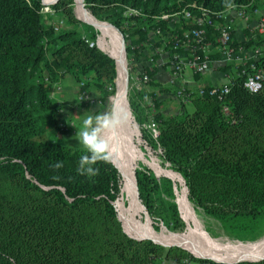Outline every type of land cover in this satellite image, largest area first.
I'll return each instance as SVG.
<instances>
[{"label":"trees","instance_id":"1","mask_svg":"<svg viewBox=\"0 0 264 264\" xmlns=\"http://www.w3.org/2000/svg\"><path fill=\"white\" fill-rule=\"evenodd\" d=\"M250 2L83 0L97 22L123 35L127 57L151 65L139 79L158 135L154 139L144 129L141 133L158 152L160 166L180 175L188 201L238 242L264 236V82L258 92L251 93L243 87L239 68L226 66L220 71L231 75L224 98L229 117L222 115L216 95L209 94L210 84L199 87L200 97L197 90L193 92L192 104L209 103L212 109L188 113L182 108L175 116L165 115L159 98L174 95L176 89L155 80L157 50L189 56V50H173V46L176 38L181 41L183 33L194 29L203 30L205 41L213 46L211 60L219 58L218 44L212 26L184 22L170 27L166 21L154 20L190 9L193 3L219 12ZM72 4V0H57L50 6L72 24L55 30L47 21L50 14L41 13V0H0V264H264V260H198L177 247L128 237L114 207L123 187L117 168L110 160L101 161L94 165L98 175L78 174L84 150L46 137L47 128L68 133L61 109L51 99L57 82L71 77L78 92L88 99L97 96L99 104L114 93L115 61L89 46L86 40L95 42L98 33L77 20ZM128 10L140 14L125 16ZM213 21L214 26L221 22ZM260 43L245 40L241 45L249 48ZM258 67L264 70V57ZM201 77L193 74L195 81ZM87 100L80 106L89 107ZM134 118L139 125L149 119L138 114ZM57 162L63 166L56 168ZM134 173L138 200L149 218L169 230H183L175 195L178 182L156 177L142 165Z\"/></svg>","mask_w":264,"mask_h":264},{"label":"built area","instance_id":"2","mask_svg":"<svg viewBox=\"0 0 264 264\" xmlns=\"http://www.w3.org/2000/svg\"><path fill=\"white\" fill-rule=\"evenodd\" d=\"M43 15H53L54 11L50 8L52 0L48 3L41 0ZM136 10H128L125 16H139ZM213 19L221 21L218 25H212ZM154 21H166L170 27L177 23L190 22L199 27L212 26L216 34V42L218 44L217 53L219 58L211 60L209 58L213 46L210 42L205 41L204 31L201 29H194L183 33L182 40L176 38L173 50L185 48L189 50V56L170 54L162 49L157 50L159 59L156 63L161 61L162 70H167L169 73L168 83L175 87L176 93L171 95L174 99L178 100L181 104V109L186 105L192 104L193 92L188 87L184 77L189 71L192 75L198 74L205 76L213 73H220L227 82L222 86H212L210 95H216L221 104V113L225 117H229L230 110L224 102L225 96L229 92V83L231 75L229 73L221 72L220 69L231 66L232 68H239V77L243 78V87L251 93H256L262 88L264 82V70L258 67L260 58L264 57V0H252L248 5L238 6L233 5L223 11L215 12L207 8H203L193 3L190 9H184L171 15H162L156 17ZM241 23L245 34L240 39L235 37V30L237 25ZM58 26L57 28H60ZM54 28L55 30L57 29ZM247 40H260L259 46H252L249 48L241 45L242 42ZM90 47H98L99 39L95 42L86 40ZM236 42L237 46L233 47L232 42ZM200 54L197 56L196 54ZM168 62L167 69L164 68V63ZM147 67H150V63ZM143 75V72L142 74ZM143 81L146 82L147 78L144 76ZM142 84V81H141ZM78 87L76 91L78 92ZM201 89H197V96H202ZM81 100H87L88 97L84 92H78ZM182 111V110H181ZM179 114V113H177ZM154 126L155 124L151 122Z\"/></svg>","mask_w":264,"mask_h":264},{"label":"rangeland","instance_id":"3","mask_svg":"<svg viewBox=\"0 0 264 264\" xmlns=\"http://www.w3.org/2000/svg\"><path fill=\"white\" fill-rule=\"evenodd\" d=\"M72 1H73L72 9H73L74 16L77 19L80 18V20L79 19L78 20L81 23L93 27L94 30L98 33L97 38L99 39V35H100V39L103 38L102 40L104 41L105 46H107V49L109 50V52H111V54H113L114 51H113L112 45L110 44L111 42H110L109 38L105 37L102 34V32L100 31V27H105L106 29L111 31L114 35H116V34L112 31V29H110L106 25L100 24V26H98V27L95 25H92L90 20L93 17L88 12V10H86L84 4L81 3V6H82V8H81L80 4L76 3L75 0H72ZM56 2H57V0H52V4H55ZM78 2H80V1H78ZM83 9L87 15L83 12ZM78 11H82L84 13V15L88 18V21L87 20H86V22L83 21V19L79 16ZM47 19H48L47 21L53 27L61 26L60 27L61 29H67V28H71V26H72V24H70L67 21V18L63 15H60L59 13H55L53 15H50V17H48ZM92 20L95 21V19H92ZM131 23L132 22H130V24ZM115 32L118 34L116 36L118 38H121V40H122V46L123 47H121V49L124 50V53H125V60H126L125 61V68H126V73H127V76H126V100H127L128 109H129V112L131 115L133 125L135 126L137 133H138V137H137V139H135V143H136V146L138 147V150H140V153L142 156V159L136 163L134 170L136 168H138L139 165H142V166L146 167L147 169H149L151 172H154L153 168L150 167V165H151V166H158L163 171H169V172L176 174L172 170H169L167 168H163L160 166V164L158 162L159 159L157 156L158 152L154 151V149L151 148L146 143V141L143 139L142 133H141V130L144 129L154 139H156L157 135H158V129H157L156 125L153 126L151 123L152 122L151 121L152 113L145 108L146 105L150 104V103H148V100L143 95V87H142L141 81L139 79L140 74H142L144 68H146L149 65L148 64L149 62L144 61L142 59H136L134 57H127L126 43H125L124 37L119 31L116 30ZM84 37H87L86 34H84ZM153 41H155V39ZM106 53H108V52H106ZM113 56H114V54H113ZM116 62H117V60H116ZM161 66H162L161 61H159L157 70L162 75L163 70H162ZM117 68H118V62H117ZM164 74L166 76H168L167 72H165ZM117 75H118V72H117ZM218 76L208 74V75L202 76L199 81H195L193 76L191 75V73L189 71H187V74L185 75L184 80L187 83L190 90L192 92H194L196 90L195 87H201L202 85H205V84L206 85L207 84H214V83L220 84L222 79H219ZM158 79L160 80L161 83L166 81V80L162 79L161 76H159ZM42 80H43V82H45V74L43 75ZM116 81H117V77L115 79L114 93L110 96H107L104 103H101V104L97 103L98 97L95 95H90L89 96L90 98L87 100L89 102L90 106L87 108H83L80 106V103L83 102V100H81L80 96L76 93L77 84L75 83V81L71 77L68 76V77L62 79L61 81L57 82L55 84L54 91L51 94V99L53 100V103L58 104V107L61 109V112L64 116L66 129H68V133L67 134L54 133V131L51 128H47L46 129V137L47 138L52 137L56 143L68 146L70 148L83 149L82 146L79 144V141L75 137L76 131L79 129V126H80L82 120L86 117V115L89 114V112L92 114H95L97 112H106V110L111 107L112 99L116 93ZM166 84H169L168 80L166 81ZM105 95H107V93H105ZM161 101L163 102L162 108L164 109V111L167 110L165 112V114L167 116H175L176 115L175 113H180L181 104L179 103L178 100L174 99L172 96L166 97L163 95L161 98ZM133 107L135 108L136 113L134 112ZM210 109H212V105L210 106L209 103L206 104L204 102H196L195 104L186 105L184 107V111L188 112V113H191L194 110L209 111ZM135 114H138L141 119H143L144 116L148 117L149 119L148 120L143 119V124L139 125L134 118ZM72 124H75L77 126V129L75 127H73ZM181 181H183V179ZM122 183L123 182H122V178H121V184ZM183 183H184V181L183 182L179 181V183H176L175 195H177L176 196L177 207H178V203H177L178 196L181 195L182 192H184V193L186 192V195H187V190H186L185 184H183ZM122 188H121V193H122ZM119 201H121L125 204L127 203L126 197L123 193L114 202L115 209H116V203ZM189 204L191 205V207L194 209V211L196 213L198 223L200 224L201 228L206 232V234H208V236H210L213 239L224 238V239H227L231 242L236 241L233 238H230L225 233V231L223 230V228L221 227L219 222H217L212 217L206 215L202 210L195 208L190 202H189ZM178 212H179V217L183 218V216L180 213L179 207H178ZM145 213L147 214L146 211H145ZM147 216H148V214H147ZM148 218H149V216H148ZM149 220L152 224L151 225L152 229L158 233L165 231V232H169L171 234H178V233H183L186 230V222L184 219H183L184 221L182 220L183 223L185 222L184 223V229L178 230V231L169 230L165 226H163L161 223H154L150 218H149ZM187 253L194 259L212 261L209 259L196 258L193 255H191L189 252H187ZM212 262H214V261H212Z\"/></svg>","mask_w":264,"mask_h":264},{"label":"bare ground","instance_id":"4","mask_svg":"<svg viewBox=\"0 0 264 264\" xmlns=\"http://www.w3.org/2000/svg\"><path fill=\"white\" fill-rule=\"evenodd\" d=\"M50 1L51 0H44L46 3ZM78 1L75 0V2L81 6V0ZM83 12L78 11V14L83 21L86 22V20L88 21V18L84 15L85 12ZM92 19H89L92 25L97 27L100 26V24L108 26L106 23L97 22ZM108 27L118 35L114 28L110 27V25ZM100 31L105 37L109 38L114 51V56L109 52L107 46H105V43L102 40L103 38L100 39L99 35L100 48H102L104 52H108L118 62L116 93L112 99V104H120L129 111L126 100V60L124 50L121 49V47H123L122 40L105 27H100ZM111 137V144L114 150L111 153L110 160L121 175L123 182L122 193L125 195L127 202L126 204L121 201L117 202L116 212L122 228L128 236L133 238H146L164 246H178L185 249V251L189 252L196 258L209 259L218 262L231 263L241 260L254 261L264 258V239L260 240V243L252 245L250 243L245 244L238 241L231 242L224 238L213 239L208 236L198 223L196 213L187 200L186 192H182L177 200L180 213L186 222L185 232L178 234H171L165 231L160 233L155 232L152 229V224L137 196L134 168L136 163L142 159V156L135 143L138 133L133 125L131 115L126 123L111 133ZM150 167L153 168L154 173L158 177L168 176L175 182H182L177 174L163 171L158 166L150 165Z\"/></svg>","mask_w":264,"mask_h":264},{"label":"clouds","instance_id":"5","mask_svg":"<svg viewBox=\"0 0 264 264\" xmlns=\"http://www.w3.org/2000/svg\"><path fill=\"white\" fill-rule=\"evenodd\" d=\"M130 112L123 106L113 103L106 112H97L88 115L82 120L75 137L83 148L77 168L78 174L89 177L99 174L94 167L98 162H108L114 150L111 144V133L126 123ZM73 127L77 129L75 124ZM62 162H57L56 168H61Z\"/></svg>","mask_w":264,"mask_h":264},{"label":"crops","instance_id":"6","mask_svg":"<svg viewBox=\"0 0 264 264\" xmlns=\"http://www.w3.org/2000/svg\"><path fill=\"white\" fill-rule=\"evenodd\" d=\"M243 34H245V30L243 29V25L241 24V23H239L238 25H237V28H236V30H235V37L237 38V39H240V37L243 35ZM165 72H167L168 73V71L167 70H164L163 71V74L161 75L160 74V72L158 71V73L156 74V76H155V80L157 81V82H159V83H161L160 82V80L158 79V77L159 76H161V78L162 79H164V80H168L169 81V73L167 74L168 76H166L164 73ZM187 74V73H186ZM192 75V74H191ZM210 75V74H209ZM211 75H219L218 77H219V79H222V81H221V83L220 84H210L211 86H222V85H224L226 82H227V80L225 81V78H223L222 77V75L220 74V73H213V74H211ZM193 76V75H192ZM214 77V76H213ZM224 79V80H223ZM166 81L165 82H163V83H161L162 85H167L166 84ZM206 85V84H205ZM195 87V86H194ZM199 87H195V89L197 90ZM195 90V91H196ZM163 96V95H162ZM162 96L159 98L160 99V101H161V98H162ZM164 96H166V97H168V96H171L170 94H164ZM162 102V101H161ZM163 103V102H162ZM167 110H165L164 111V109L162 110V112L165 114V112H166ZM175 114H177V113H175ZM166 115V114H165ZM162 264H175L174 262H172V261H167V262H163Z\"/></svg>","mask_w":264,"mask_h":264},{"label":"water","instance_id":"7","mask_svg":"<svg viewBox=\"0 0 264 264\" xmlns=\"http://www.w3.org/2000/svg\"><path fill=\"white\" fill-rule=\"evenodd\" d=\"M81 3H83V0H81ZM92 16V15H91ZM93 17V16H92ZM79 19V18H78ZM77 19V20H78ZM93 19H95L94 17H93ZM80 20V19H79ZM96 20V19H95ZM102 52H104L102 49H100ZM106 55H108L110 58H112L114 61H115V64H116V72H117V62H116V60L111 56V55H109L108 53H106V52H104ZM115 167V166H114ZM153 174L156 176V177H158L154 172H153ZM134 176H135V173H134ZM180 176V175H179ZM164 177H167V178H169V179H171L172 181H173V179L172 178H170V177H168V176H164ZM135 178V177H134ZM180 179L182 180V178L180 177ZM183 182V181H182ZM184 184V183H183ZM135 186H136V183H135ZM136 191H137V189H136ZM137 196H138V193H137ZM122 226V225H121ZM124 231V230H123ZM126 234V233H125ZM127 235V234H126ZM128 236V235H127ZM128 237H130V236H128ZM130 238H132V239H136V240H149V239H146V238H133V237H130ZM262 239H264V237H261V238H259L258 240H256V241H254V242H240V243H245V244H248V243H250V244H252V245H255V244H258V243H260L259 241L260 240H262ZM151 242H153V243H155V244H158V245H161V246H164V245H162V244H159V243H157V242H154V241H152V240H150ZM264 241V240H263ZM262 242V241H261ZM164 247H177V248H180V247H178V246H174V245H168V246H164ZM180 249H182V250H184L185 251V249H183V248H180ZM261 260H264V258H261V259H259V260H254V261H250V260H241V261H236V262H231V263H237V262H243V261H248V262H257V261H261ZM214 262H217V263H230V262H218V261H214Z\"/></svg>","mask_w":264,"mask_h":264}]
</instances>
